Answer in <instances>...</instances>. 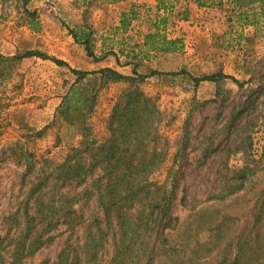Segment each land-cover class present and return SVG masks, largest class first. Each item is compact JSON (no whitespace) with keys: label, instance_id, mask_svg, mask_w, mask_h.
Masks as SVG:
<instances>
[{"label":"rangeland","instance_id":"obj_1","mask_svg":"<svg viewBox=\"0 0 264 264\" xmlns=\"http://www.w3.org/2000/svg\"><path fill=\"white\" fill-rule=\"evenodd\" d=\"M237 1L0 0V55L39 50L76 69L109 66L146 75L133 84L156 100L160 146L168 150L152 181L174 178V169L169 174L178 147L189 138L187 152L178 157L183 173L165 223L167 240L157 241L140 264H264V17L254 19L255 2L244 6L250 19L242 21ZM132 9L136 17L123 31L122 13ZM158 14L167 17L161 34L182 38L183 48L134 62L133 53H126L142 33L154 31ZM82 28L92 32L95 54L114 49L117 55L90 56L70 31ZM0 69V264H119L122 259L111 260L115 241L104 220L101 230L107 235L98 237L94 221L104 215L95 195L75 205L85 219L74 228L28 225V206L35 208L29 198L32 180L24 179L25 166L12 154L16 142L40 161L61 162L79 143L76 129L56 119L77 75L40 56ZM180 71L187 74H170ZM220 71L241 85L231 78L195 84L189 76ZM130 87L123 80L101 86L90 119L99 140L108 134L113 104ZM53 194L43 197L41 209ZM49 236L48 245L36 248L33 239Z\"/></svg>","mask_w":264,"mask_h":264},{"label":"trees","instance_id":"obj_2","mask_svg":"<svg viewBox=\"0 0 264 264\" xmlns=\"http://www.w3.org/2000/svg\"><path fill=\"white\" fill-rule=\"evenodd\" d=\"M202 1L206 3L216 0H199ZM237 2L240 10L237 15L242 21L248 22L250 19V8L244 10V6L249 7L255 2L258 3L259 10L252 12L254 19H258V15L264 17V0ZM135 17L136 12L133 9L123 12L119 28L127 31ZM166 25L165 16L156 18L155 31L145 37L144 45L150 46L148 49L162 52H177L182 49L181 38H168L161 34V27L165 29ZM70 31L78 42L85 45L87 53L96 60L111 53L116 54L114 50H108L98 56L92 48L94 37L91 31L86 28H82L81 32L74 29ZM121 51L126 53L124 49ZM131 53L134 57L148 54L146 50H136L135 46L126 55ZM33 56L48 58L60 65L68 66L77 75L59 105L56 119L73 126L81 139L78 144L69 148L61 162H54L50 158H43L40 161L33 152L14 143L16 150H13L12 154L16 156L19 164L25 166L24 179L30 178L33 185L29 198L34 200L35 208L28 206V225L35 228L36 224L42 222L48 229L60 225L74 228L85 219L83 211L75 205L83 200L86 203L87 198L95 195L104 215L102 218L98 216L94 221L97 223L98 237L107 235V231L101 230L104 220L112 231L115 241V253L111 260L122 259L120 264L130 259V264H140L139 260L152 252L157 241L166 239L163 236L165 223L171 218L170 207L176 198L180 176L183 173L182 165L177 164L178 157H183L187 152L189 138L186 136L178 147L174 159L176 168H171L169 174L171 175L174 169L172 172L174 178L164 183L152 181L150 179L152 174L163 165L168 150L160 146L159 123L162 113L156 100L133 84L137 80H144L146 75H127L109 66L93 71L76 69L64 60L39 50H27L23 54L11 57L0 55V67ZM1 72L0 74L3 75L4 72ZM170 74L179 75L187 72H170ZM189 76L195 84L205 80L219 81L231 78L241 85L235 77L222 71L201 77L191 74ZM121 80L128 81L131 87L122 92L113 104L106 118L108 134L104 140H99L90 123L99 90L109 82ZM17 146L20 147L19 150ZM51 192L54 194L47 199L49 201L46 208L41 209V205L45 203L43 197ZM232 193L234 190H230L229 194ZM37 194L40 195L39 198H36ZM31 226H28V230L32 228ZM51 240V236L42 240L37 237L33 242L39 244L36 247L39 248L48 245ZM96 257L94 255L92 259Z\"/></svg>","mask_w":264,"mask_h":264},{"label":"crops","instance_id":"obj_3","mask_svg":"<svg viewBox=\"0 0 264 264\" xmlns=\"http://www.w3.org/2000/svg\"><path fill=\"white\" fill-rule=\"evenodd\" d=\"M158 16H165L164 14H158L157 16H156V18L158 17ZM166 17V16H165ZM156 18L154 19V21L156 20ZM167 18V17H166ZM154 25V24H153ZM135 31H137V30H135ZM154 31H155V29H154ZM154 31H152V32H154ZM240 31H242V30H240ZM149 33H151V32H148V33H145V34H141V36H140V40H137V38H136V40L135 41H137V42H134V46H135V49L136 50H139V49H143V51L144 50H146L147 52H148V54L147 55H152V54H155V53H157L158 52V50H150V49H148V48H150V46H146V45H144V41H145V37H146V35L147 34H149ZM238 35H241V32L238 34ZM168 38H176V37H170L169 35H166ZM182 39V38H181ZM182 43H183V39H182ZM182 48H183V45H182ZM108 49H110V48H108ZM114 50V49H113ZM122 49H120V51H121ZM182 50V49H181ZM178 52V51H177ZM153 56V55H152ZM143 57V54H140L139 55V57L138 58H142ZM134 59H136V60H134V62L136 61H139L138 59H137V57H135ZM145 60V59H144ZM130 61V64L132 63V61L133 60H129ZM143 61V60H142Z\"/></svg>","mask_w":264,"mask_h":264}]
</instances>
